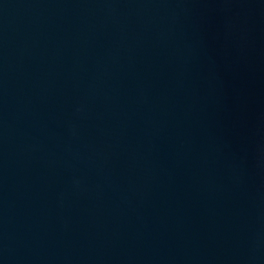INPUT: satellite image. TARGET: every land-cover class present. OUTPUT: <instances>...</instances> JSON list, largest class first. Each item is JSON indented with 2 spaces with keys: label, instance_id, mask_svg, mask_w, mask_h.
Masks as SVG:
<instances>
[{
  "label": "water",
  "instance_id": "95a60500",
  "mask_svg": "<svg viewBox=\"0 0 264 264\" xmlns=\"http://www.w3.org/2000/svg\"><path fill=\"white\" fill-rule=\"evenodd\" d=\"M0 264H264V0H0Z\"/></svg>",
  "mask_w": 264,
  "mask_h": 264
}]
</instances>
